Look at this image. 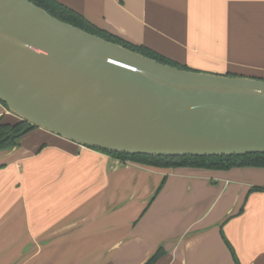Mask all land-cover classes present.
I'll return each mask as SVG.
<instances>
[{
	"label": "crops",
	"instance_id": "0c3cea01",
	"mask_svg": "<svg viewBox=\"0 0 264 264\" xmlns=\"http://www.w3.org/2000/svg\"><path fill=\"white\" fill-rule=\"evenodd\" d=\"M196 71L264 79V0H57ZM21 119L0 102V121ZM264 264V168L123 162L45 129L0 152V264Z\"/></svg>",
	"mask_w": 264,
	"mask_h": 264
},
{
	"label": "water",
	"instance_id": "95a60500",
	"mask_svg": "<svg viewBox=\"0 0 264 264\" xmlns=\"http://www.w3.org/2000/svg\"><path fill=\"white\" fill-rule=\"evenodd\" d=\"M0 102L22 121L109 152L264 154V79L164 64L29 0H0Z\"/></svg>",
	"mask_w": 264,
	"mask_h": 264
},
{
	"label": "trees",
	"instance_id": "16d2710c",
	"mask_svg": "<svg viewBox=\"0 0 264 264\" xmlns=\"http://www.w3.org/2000/svg\"><path fill=\"white\" fill-rule=\"evenodd\" d=\"M39 7H42L56 18L68 22L84 31L98 35L106 40L118 43L123 47L138 52L142 55L155 59L164 64L176 66L181 69L191 70L187 66L180 65L172 59L154 51L145 45L133 44L125 39L99 29L87 21L81 14L63 5L57 0H29ZM4 104V103H3ZM5 105V104H4ZM6 106V105H5ZM35 125L27 121L14 123L0 121V152L16 147L22 136L36 129ZM95 149V148H92ZM106 153L123 162L131 161L134 163L155 166V167H196L206 169L228 170L234 167H257L264 168V154H250L245 156H223V157H162L141 154H126L109 152L95 149ZM159 252L146 264H153Z\"/></svg>",
	"mask_w": 264,
	"mask_h": 264
},
{
	"label": "rangeland",
	"instance_id": "374dc122",
	"mask_svg": "<svg viewBox=\"0 0 264 264\" xmlns=\"http://www.w3.org/2000/svg\"><path fill=\"white\" fill-rule=\"evenodd\" d=\"M192 70V69H191ZM193 70H195V69H193ZM201 70H205V71H198V72H208V73H211V72H217V71H215V70H212V69H206V68H204V69H201ZM196 71V70H195Z\"/></svg>",
	"mask_w": 264,
	"mask_h": 264
}]
</instances>
